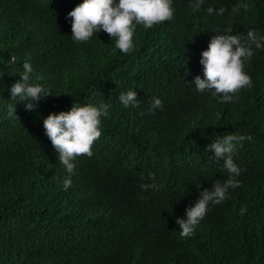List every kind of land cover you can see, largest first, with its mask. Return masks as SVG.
<instances>
[{
	"label": "trees",
	"instance_id": "trees-1",
	"mask_svg": "<svg viewBox=\"0 0 264 264\" xmlns=\"http://www.w3.org/2000/svg\"><path fill=\"white\" fill-rule=\"evenodd\" d=\"M244 2L238 12L241 0H205L193 11L190 0H174V17L139 25L125 54L105 30L73 41L67 13L81 0H0V264H264V49L246 65L254 86L238 100L220 103L190 85L216 31H264V0ZM209 5L227 10L210 14ZM27 58L53 95L34 110L18 101L10 118L8 86ZM130 87L139 107L118 100ZM154 95L164 106L149 112ZM76 100L111 107L64 190L43 118ZM234 132L252 135L234 157L246 169L242 184L181 236L176 218L227 179L207 145ZM149 172L158 190L141 187Z\"/></svg>",
	"mask_w": 264,
	"mask_h": 264
},
{
	"label": "clouds",
	"instance_id": "clouds-1",
	"mask_svg": "<svg viewBox=\"0 0 264 264\" xmlns=\"http://www.w3.org/2000/svg\"><path fill=\"white\" fill-rule=\"evenodd\" d=\"M192 10L196 11L204 5L205 0H190ZM241 7L247 8V3L241 0L233 12ZM227 9L207 7L208 13L217 12L222 15ZM174 0H81L67 13L71 18L72 34L75 42L89 41L94 34L105 30L114 40L115 47L123 53L134 51L136 43L134 34L139 25L151 28L154 24L171 20L174 17ZM211 37L208 47L202 51L200 63L203 65V76L196 75L193 85L199 92H208L220 103L232 102L239 99L238 93L243 88H252L254 81L245 68L255 55L257 49H264V31L250 28L247 33L232 30L216 31ZM21 79L8 86L9 96L15 101L8 106L7 115L15 118L16 103L24 102L27 110L38 108L39 101L53 95L52 90L41 83L42 77L36 73L30 58L23 61ZM4 71H0V78ZM189 84V83H188ZM118 100L125 108L139 107L141 99L135 88H128L119 93ZM149 112L163 108L164 102L159 95L149 100ZM110 104L103 100L97 103H85L76 100L69 110L50 112L43 118V125L47 136L51 140L58 160L66 169L67 175L63 178L62 186L67 190L73 183L72 177L76 174L78 157L86 154L93 155V144L102 134L103 117L109 112ZM252 135L229 133L217 136L207 145L214 150L210 160L227 170V179H217L212 187L204 188L194 204L187 206L184 217H177L180 235L184 237L195 233L196 226L206 216L211 205L219 204L229 198L230 189L242 184L239 179L246 171L234 159L241 142L251 140ZM146 191L158 190L161 184L156 179L155 172L148 173V180L141 184ZM247 208L242 206L241 214Z\"/></svg>",
	"mask_w": 264,
	"mask_h": 264
}]
</instances>
